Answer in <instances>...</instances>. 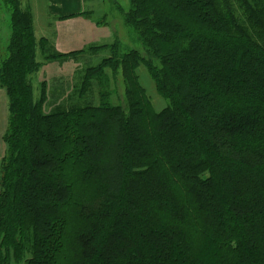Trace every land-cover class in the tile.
<instances>
[{"label": "trees", "instance_id": "trees-1", "mask_svg": "<svg viewBox=\"0 0 264 264\" xmlns=\"http://www.w3.org/2000/svg\"><path fill=\"white\" fill-rule=\"evenodd\" d=\"M0 7V264H264V0H129L123 23L145 55L90 48L111 57L73 96L96 81L98 105L51 114L45 82L33 97L37 50L44 61L84 52L46 56L19 0ZM107 71L121 76L123 106Z\"/></svg>", "mask_w": 264, "mask_h": 264}, {"label": "rangeland", "instance_id": "rangeland-1", "mask_svg": "<svg viewBox=\"0 0 264 264\" xmlns=\"http://www.w3.org/2000/svg\"><path fill=\"white\" fill-rule=\"evenodd\" d=\"M46 5H48L46 0H40L38 8H43ZM62 5L63 9L59 8L58 12L67 13L89 11L88 13L90 15V19L94 24H100V26L106 25L112 37H110V35L109 37H106V39L102 42L104 43L103 46L112 45L118 42L120 44L121 53L138 51L140 54L145 55L144 48L137 40L134 32L123 23V13L129 10V0H64ZM0 12L2 17H9V12L4 7H0ZM104 16L106 17L103 18ZM93 48L97 47L94 46ZM45 50L46 56L55 55L54 51H48L47 49ZM109 57H111V52L109 50H102L94 51L93 53H88V51L84 52V54L73 60L69 59L68 61L70 63L68 65L65 63L66 60L49 61L47 65L44 67L42 66L43 68L41 70L42 73H40V76L43 75V81L40 82V79L37 80L34 77L35 74L31 76L34 100L38 101L40 99L41 83L45 82L47 86V91L45 90V92L46 95L48 94V101L45 102L43 108V112L45 114H51L55 111V107L62 106L66 103L68 104L64 106L72 105L73 103L81 107L98 105L99 89L96 81L92 82V86L84 98L79 99L78 97H74L73 93L77 92L82 82L85 70L87 68L97 66L102 60ZM38 58L39 56L37 54V59ZM40 58L42 62H45L41 53ZM49 71L51 76L50 78L52 79V77H54L55 82L48 79ZM106 73L110 79L108 81L110 90L113 91L110 97L111 104L115 106L125 105L124 86L120 74L118 73L116 77H113L110 71H107ZM137 75L154 107V110L156 112L163 110L167 106V102L156 93L154 84L149 78L144 66H141L137 70ZM67 78H69L68 81ZM53 85V90L52 87L50 90V86Z\"/></svg>", "mask_w": 264, "mask_h": 264}, {"label": "crops", "instance_id": "crops-1", "mask_svg": "<svg viewBox=\"0 0 264 264\" xmlns=\"http://www.w3.org/2000/svg\"><path fill=\"white\" fill-rule=\"evenodd\" d=\"M39 1L40 0H19L20 8L22 10H28L32 15L33 32L36 41L38 42L39 40L45 39L48 43L46 49L48 51H54L55 55H67L69 53L78 51L87 52L90 50V48H93L94 46H103V40H105L106 37H109L110 35V32L108 31V27L106 25L100 26V24H94L92 22L88 13L89 11L62 13L58 12V10L59 8L63 9L62 3L64 2V0H46L48 5L43 8H38ZM110 37H112V35H110ZM9 40V17H2V14L0 12V62L6 56V49L9 44ZM40 52L41 50L38 49V59L36 54V60L39 63L40 68L35 73L34 77L37 80L40 79L41 82L44 80L43 75L40 76V73H42L41 70L45 65L49 63V61L42 62L40 58ZM61 60H66V65L70 63L68 61L69 59ZM50 77L51 76L49 71L48 79L55 82V78L52 77L51 79ZM68 80L69 78H67V81ZM51 87L53 90L54 85L50 86V90ZM7 124V96L5 90L0 89V166L6 149L5 144L3 142V136L6 132Z\"/></svg>", "mask_w": 264, "mask_h": 264}]
</instances>
